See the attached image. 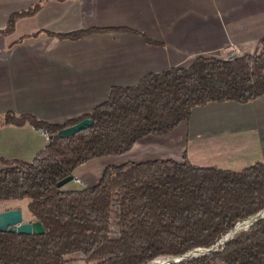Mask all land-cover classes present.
Wrapping results in <instances>:
<instances>
[{
  "label": "trees",
  "instance_id": "trees-1",
  "mask_svg": "<svg viewBox=\"0 0 264 264\" xmlns=\"http://www.w3.org/2000/svg\"><path fill=\"white\" fill-rule=\"evenodd\" d=\"M43 2L13 12L0 33L12 32L18 18L34 15ZM94 30L56 36L78 39ZM260 43L254 56H196L133 86H113L104 102L62 124L7 112L4 123L31 125L49 139L30 162L0 158V201L26 199L32 220L44 228L42 234L0 232V264H145L208 247L264 209V161L240 170L194 164L185 156L124 162L106 166L95 185L57 186L93 158L121 155L145 136L170 132L195 107L264 95V35ZM85 118L93 121L85 129L57 136ZM172 264H264V219L215 252Z\"/></svg>",
  "mask_w": 264,
  "mask_h": 264
},
{
  "label": "crops",
  "instance_id": "crops-1",
  "mask_svg": "<svg viewBox=\"0 0 264 264\" xmlns=\"http://www.w3.org/2000/svg\"><path fill=\"white\" fill-rule=\"evenodd\" d=\"M34 2L0 0V30ZM90 29L97 30L78 39L56 36ZM263 35L264 0H44L12 32L0 33V158L30 162L48 142L44 130L4 123L7 112L62 124L104 102L111 87L133 86L196 56L257 55ZM184 156L232 170L264 161V95L195 107L170 132L76 167L75 185L64 187L95 185L118 158L122 164ZM26 205L19 208L30 221Z\"/></svg>",
  "mask_w": 264,
  "mask_h": 264
},
{
  "label": "water",
  "instance_id": "water-1",
  "mask_svg": "<svg viewBox=\"0 0 264 264\" xmlns=\"http://www.w3.org/2000/svg\"><path fill=\"white\" fill-rule=\"evenodd\" d=\"M92 122L93 121L90 118L82 119L75 124L66 126L58 130L57 136L61 138L71 136L85 129L86 127L91 125ZM39 131L43 130L39 129ZM71 180H73L72 176L63 178L59 182H57V186H63ZM261 219H264V209H261L254 214L248 215L242 220L236 222L231 229H229L218 240H216L212 245L208 247L193 248L183 254L176 256H158L146 262L145 264H172L178 261L194 259L202 255L210 254L212 252H215L220 246L224 245V243L231 239L237 232L247 229L254 222ZM4 231L23 234H42L44 232V228L41 222L38 220L25 221L22 209L13 208L0 211V232Z\"/></svg>",
  "mask_w": 264,
  "mask_h": 264
},
{
  "label": "rangeland",
  "instance_id": "rangeland-1",
  "mask_svg": "<svg viewBox=\"0 0 264 264\" xmlns=\"http://www.w3.org/2000/svg\"><path fill=\"white\" fill-rule=\"evenodd\" d=\"M231 47L229 46L227 49H230ZM261 50H262V48H261ZM227 52H229V53H231L232 51L231 50H227ZM261 52V51H260ZM259 54V53H258ZM114 158H117V157H114ZM115 160V159H114ZM122 159L121 158H118V159H116L115 161H114V163L113 164H116V165H119L120 164V161H121ZM237 168H233L234 170H240L241 169V167L240 166H236ZM245 167V166H244ZM243 168V167H242ZM232 170V169H231ZM68 185L69 186H73V185H75L74 183H73V181L71 180V181H69L68 182ZM26 200V199H25ZM23 201V200H20V201H11V200H9V201H0V211H4V210H7L8 208L9 209H13V208H21V207H24V204L26 203V201ZM32 219V218H31ZM24 220L25 221H29V218H27L25 215H24ZM74 264H84L82 261H77L76 263H74Z\"/></svg>",
  "mask_w": 264,
  "mask_h": 264
},
{
  "label": "built area",
  "instance_id": "built-area-1",
  "mask_svg": "<svg viewBox=\"0 0 264 264\" xmlns=\"http://www.w3.org/2000/svg\"><path fill=\"white\" fill-rule=\"evenodd\" d=\"M228 50H232V47H231L230 49H228ZM44 132H45V131H44ZM45 134H46V137L49 139V135H48V133L45 132ZM76 181H78V180H76Z\"/></svg>",
  "mask_w": 264,
  "mask_h": 264
}]
</instances>
